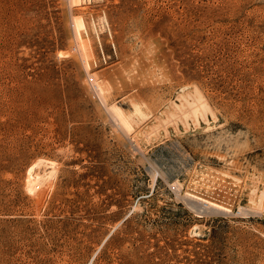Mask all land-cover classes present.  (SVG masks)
Masks as SVG:
<instances>
[{
  "label": "rangeland",
  "instance_id": "rangeland-1",
  "mask_svg": "<svg viewBox=\"0 0 264 264\" xmlns=\"http://www.w3.org/2000/svg\"><path fill=\"white\" fill-rule=\"evenodd\" d=\"M69 1L0 0V264H264V0Z\"/></svg>",
  "mask_w": 264,
  "mask_h": 264
},
{
  "label": "bare ground",
  "instance_id": "bare-ground-1",
  "mask_svg": "<svg viewBox=\"0 0 264 264\" xmlns=\"http://www.w3.org/2000/svg\"><path fill=\"white\" fill-rule=\"evenodd\" d=\"M78 0H70L69 2L71 3H75L77 2ZM74 27L77 29V33H78V36H79V40H80V45H79V48L81 50V52L83 53V56H86V44L80 37V34H79V30L83 27V20H82V17L81 16H78V17H74ZM89 50V49H87ZM88 57V56H87ZM85 58V57H84ZM94 80V79H93ZM96 85V84H95ZM97 88H99V93L102 92L100 87L97 86ZM96 88V89H97ZM98 90V89H97ZM115 111V110H114ZM117 111V110H116ZM120 122L123 124V125H127L128 124V120L123 117L120 113L117 114ZM43 179V176L39 175V174H32L30 173L29 176H28V184L31 188L35 187L37 185V183H39L40 181H42ZM29 187V189L32 191V189ZM35 190V188H33ZM197 199V198H196ZM201 200V202L204 204V205H207V206H213V207H218V208H222L221 206L217 205L216 203L214 202H211V201H208V200H205V199H199ZM203 205V206H204Z\"/></svg>",
  "mask_w": 264,
  "mask_h": 264
}]
</instances>
